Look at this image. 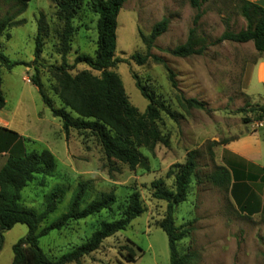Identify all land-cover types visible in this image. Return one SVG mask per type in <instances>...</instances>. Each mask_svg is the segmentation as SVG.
<instances>
[{"label":"rangeland","instance_id":"374dc122","mask_svg":"<svg viewBox=\"0 0 264 264\" xmlns=\"http://www.w3.org/2000/svg\"><path fill=\"white\" fill-rule=\"evenodd\" d=\"M91 1L83 0L73 19L74 32L67 54L71 74L84 69L100 74L85 63L75 62L78 54L93 56L96 49L97 14L91 9ZM18 7L16 0H0V17ZM56 12L52 0H30L14 19L21 22L7 28L0 37V50L11 61L18 62L11 70H1L5 106L0 110V168L10 153L43 149L52 152L55 170L51 175L37 176L22 190L20 200L22 206L40 211L45 194L54 185H62L65 198L48 221L66 210L79 182L87 183L88 201L111 190L117 200L110 209L50 231L40 238V248L51 258L71 250L84 242L102 221L119 218L128 194L138 191L144 211L79 262L67 264H170L168 236L158 225L165 214L166 201L152 197L150 183L161 178L172 188L173 178L166 177V171L171 165L184 162L187 152L196 148L199 156L187 199L174 211L175 225L188 230L178 241L180 253L191 251L193 264H263L264 167L254 166L229 150L231 142L236 145L243 137L252 147L256 146L255 135L264 140V128H257L258 134L253 131L260 121L250 111V107L264 103V75L252 66L261 54L249 43L225 40L211 44L225 30L246 27L238 0H201L199 8L193 7L190 0L124 1L117 17L115 50V56L122 61L110 69L119 74L129 101L140 112L145 110L147 99L135 86L133 74L180 115L174 120L166 112L161 113L158 125L168 144L139 148L147 156L148 166L134 169L108 159L90 131L70 128L66 133L61 119L53 115L31 82L36 75L51 106H62L50 72L51 65L61 62L57 51L61 25ZM41 13L48 34L43 39L40 57L34 61L37 19ZM197 14L200 16L194 23ZM163 17L169 19L167 29L148 49L140 33L148 36ZM193 27L206 40L204 52L187 57L173 55L170 50L185 42ZM136 52L150 56L139 64L131 58ZM154 55L174 71L180 92L203 101L205 109L185 111L178 105L167 70L153 59ZM244 117L250 121L244 123ZM218 166L231 172L232 180L227 186L215 185L208 178ZM250 175L258 178L251 180ZM27 232V225L20 223L3 232L0 264H11L12 246Z\"/></svg>","mask_w":264,"mask_h":264},{"label":"trees","instance_id":"16d2710c","mask_svg":"<svg viewBox=\"0 0 264 264\" xmlns=\"http://www.w3.org/2000/svg\"><path fill=\"white\" fill-rule=\"evenodd\" d=\"M16 1L18 9L0 17V37L7 28L21 22L14 19L25 10L30 0ZM52 1L57 7L56 15L61 25L57 32V51L61 56V62L59 65H51L50 72L55 80L54 88L62 106H51L36 75L32 76L31 82L37 87L43 102L51 108L53 115L61 119L62 127L66 133L70 128L90 131L99 140L108 159L112 158L127 164L131 169L137 166L146 168L148 166L147 156L143 155L139 148L153 149L159 143L168 144V139L162 134L158 125L161 113L166 112L174 120H177L180 115L169 109L158 95L142 84L136 74H133L135 86L147 99L145 110L140 112L129 101L119 74L110 69L122 61L115 56V50L117 17L125 0L91 1V9L97 14L96 49L93 56L78 54L75 62L87 64L91 69L99 71V75H94L87 69L76 74H71L68 70L67 54L74 32L73 19L82 7L83 0ZM190 2L196 8L201 5V0H190ZM238 3L240 14L246 21V27L238 31L225 30L211 44L225 40L239 43L252 41L254 49L262 55L264 54V8L247 0H238ZM199 16V14L196 15L194 23L197 22ZM168 23L169 19L163 17L154 24L148 36L140 33V37L148 49L154 40L166 31ZM47 34L45 18L41 13L37 19L34 61L40 57L43 50V39ZM205 49V38L199 36L196 28L193 27L185 42L175 46L170 52L175 56L187 57L202 54ZM149 56V54L141 55L136 52L132 54L131 58L139 64H143ZM152 57L156 62L164 64L168 80L176 91V101L183 110L206 108L203 101L194 97H185L177 86L174 71L167 66L162 58L155 55ZM17 63L8 59L0 50V110L5 106V98L1 90V70L2 68L11 70ZM250 111L255 112L257 121L264 119V103L250 107ZM243 120L244 123L250 121L246 117ZM10 133L20 137L15 131H10ZM198 156L199 150L191 149L187 152L184 162L175 163L166 171V177L173 178L172 188L167 187L161 178L154 179L150 183L152 197L166 201L165 214L158 225L168 236L170 264H193L194 254L191 251L180 253L178 249V241L187 234L188 230L179 229L175 225L174 211L178 204L187 199ZM55 168L56 160L49 149L10 153L0 168V250L4 231L11 229L17 223L25 224L28 227L27 234L20 237L12 246L11 264L79 262L83 256L96 250L105 238L124 230L135 217L144 211L139 192H130L119 218L102 221L84 242L55 258H51L39 246L42 236L52 230L63 228L71 221L110 209L117 200L115 192L111 190L88 201L87 183L79 182L69 197L66 210L52 220L48 221L49 216L57 210L66 195V189L62 185H54L45 194L44 204L40 211L22 206L20 204L22 190L37 176L51 175ZM208 178L215 185L227 186L232 180V175L226 167L218 166L209 174ZM249 178L255 180L258 177L250 175Z\"/></svg>","mask_w":264,"mask_h":264},{"label":"crops","instance_id":"0c3cea01","mask_svg":"<svg viewBox=\"0 0 264 264\" xmlns=\"http://www.w3.org/2000/svg\"><path fill=\"white\" fill-rule=\"evenodd\" d=\"M253 3H256L264 8V0H247ZM252 41L244 42L249 43L254 49L253 43H250ZM255 50V49H254ZM254 70L256 72H260L262 75H264V54H262L258 60L252 64ZM261 99L264 101V88L261 94ZM260 125H257L254 128V132L257 133V128H264V119L259 122ZM258 134V133H257ZM247 137H243L239 140V143L236 145H233V142L229 144V150H234L238 154H240L248 163L253 164L255 166H261L264 167V151L262 150V144L264 143V140L261 136L255 135V143L256 146L252 147L247 142Z\"/></svg>","mask_w":264,"mask_h":264}]
</instances>
